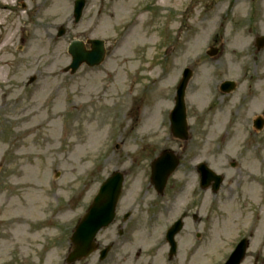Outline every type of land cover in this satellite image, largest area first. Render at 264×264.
<instances>
[{"label":"rangeland","instance_id":"rangeland-1","mask_svg":"<svg viewBox=\"0 0 264 264\" xmlns=\"http://www.w3.org/2000/svg\"><path fill=\"white\" fill-rule=\"evenodd\" d=\"M85 1L73 23V0H0V264H64L75 223L120 170L115 223L96 237L108 243L125 212L155 202L148 161L163 149L180 157L167 188L197 187L198 162L222 173L223 187L264 180V125L252 128L264 118V48L253 45L264 34V0ZM90 38L105 41L103 62L63 72L70 41ZM218 44L216 55L205 53ZM184 67L192 76L182 141L170 133L168 108ZM224 79L237 84L223 96ZM130 238L113 253L138 262L146 244L136 231ZM220 251L211 242V258ZM80 264L100 263L94 253Z\"/></svg>","mask_w":264,"mask_h":264},{"label":"flooded vegetation","instance_id":"flooded-vegetation-1","mask_svg":"<svg viewBox=\"0 0 264 264\" xmlns=\"http://www.w3.org/2000/svg\"><path fill=\"white\" fill-rule=\"evenodd\" d=\"M257 180L250 178V182L256 185ZM224 181L223 176L222 184ZM246 183L249 184V181ZM222 184L217 190L198 186L188 192L185 188L165 187L155 194L153 204L139 205L137 214L128 211L126 218H123L124 213L114 238L106 244L96 240L97 252L106 245L109 249L101 263L224 264L230 254L239 249L242 258L238 264H264V187L242 186V180L237 182V187H223ZM174 227L178 228L173 232ZM135 231L146 244L145 257L138 262L127 257L116 258L113 251L121 239L130 240ZM211 242L221 243L220 254L212 258ZM64 243L61 235L53 242L57 249ZM47 244L43 245V249ZM139 253L136 252V257Z\"/></svg>","mask_w":264,"mask_h":264},{"label":"water","instance_id":"water-1","mask_svg":"<svg viewBox=\"0 0 264 264\" xmlns=\"http://www.w3.org/2000/svg\"><path fill=\"white\" fill-rule=\"evenodd\" d=\"M85 0H75L73 3V18L77 22L81 16ZM64 29L60 27L57 31V36H61ZM90 49L86 50L82 41L73 40L67 47V52L71 56V61L63 70L74 73L77 68L85 62L89 66L99 64L104 55L103 41L99 39H88ZM255 46L257 49L264 47V36L255 38ZM215 53L214 50L209 54ZM191 76V70L186 69L183 78L177 88L175 97V106L170 114L171 131L174 136L182 139L187 138V123L184 105V90L186 83ZM33 81V77L29 78V82ZM230 82H225L228 85ZM262 120L258 118L255 121V126L260 128ZM178 165L177 157L170 152L163 151L153 162L151 181L157 190H162L169 174ZM198 172L201 175V186H207L210 181H213L212 187L217 189L221 184V175H217L209 169L204 163L197 166ZM122 174L119 172L112 173L101 184L97 195L94 197L91 205L86 213L81 217L78 224L75 226L71 235L73 249L67 256V261L73 262L88 255L93 247V238L96 232L107 226L114 216L116 202L121 193ZM105 250L103 251V255ZM240 258V257H238Z\"/></svg>","mask_w":264,"mask_h":264},{"label":"bare ground","instance_id":"bare-ground-1","mask_svg":"<svg viewBox=\"0 0 264 264\" xmlns=\"http://www.w3.org/2000/svg\"><path fill=\"white\" fill-rule=\"evenodd\" d=\"M4 5H6V4H4Z\"/></svg>","mask_w":264,"mask_h":264}]
</instances>
